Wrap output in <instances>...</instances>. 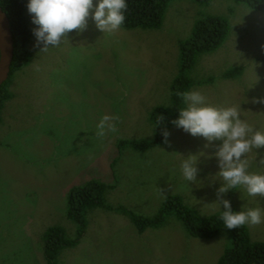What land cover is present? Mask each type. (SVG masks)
Listing matches in <instances>:
<instances>
[{"label":"rangeland","instance_id":"1","mask_svg":"<svg viewBox=\"0 0 264 264\" xmlns=\"http://www.w3.org/2000/svg\"><path fill=\"white\" fill-rule=\"evenodd\" d=\"M28 3V0H26ZM98 0H93L95 6ZM227 17L230 30L214 52L199 56L191 70L202 79L205 103L236 107L240 119L264 133V12L233 0H169L156 29L102 32L91 13L83 31L73 30L57 46L41 51L33 36L31 58L15 71L13 93L0 121V264H47L43 234L59 225L72 239L77 225L67 216L68 189L91 178L113 185L105 194L112 206L153 215L177 193L202 216L223 210L217 201L216 147L172 126L165 141L146 149L119 150L121 138H152L151 109L170 99L178 70V43L200 16ZM31 26V15L25 11ZM240 74L224 77L230 68ZM188 105L186 104V107ZM115 115L116 132L97 136L103 115ZM195 155L196 181H187L182 163ZM249 173L264 175V146L246 155ZM238 211L260 208L262 222L247 227L264 241V196L243 186L223 194ZM86 227L75 245L60 248L57 264H215L230 245L229 232L201 239L190 236L175 215L162 226L139 233L121 212L99 206L85 212Z\"/></svg>","mask_w":264,"mask_h":264},{"label":"trees","instance_id":"2","mask_svg":"<svg viewBox=\"0 0 264 264\" xmlns=\"http://www.w3.org/2000/svg\"><path fill=\"white\" fill-rule=\"evenodd\" d=\"M201 4H208L209 0H193ZM251 9L264 12V0H233ZM169 0H126L127 10L121 27L156 29L162 25ZM26 0H0V6L6 12L12 31L14 53L8 78L0 87V121L5 103L12 98L10 91L12 76L15 71L25 66L31 58L28 44L34 36L33 29L26 18ZM230 24L225 16L207 14L198 17L192 25L187 38L178 43V70L170 88V99L167 103L155 105L149 119L154 126L152 138L127 139L121 138L117 142L119 150L126 147L146 149L162 144L165 141L163 132L175 126L171 121L179 116V110L186 108V103L178 93L188 92L193 85H199L202 79H194L191 70L200 55L214 52L226 40ZM241 67H232L225 71L224 77L240 74ZM164 120L158 123V116ZM113 185L98 178H91L81 184L68 189L67 216L77 225L76 235L70 239L64 229L59 226L49 227L43 234V253L47 264H57L55 255L60 248L75 245L86 227L85 212L91 207H102L121 212L135 226L139 233L147 228H157L163 225L166 218L173 214L181 222L186 232L195 238L210 239L219 235L222 229L229 232L230 245L226 246L218 256L215 264H264V241L253 240L247 225L229 230L224 227L223 210L202 216L198 211L186 204L181 195L169 194L153 215H141L124 205L112 206L106 201L105 194ZM233 211H236L231 206Z\"/></svg>","mask_w":264,"mask_h":264},{"label":"clouds","instance_id":"3","mask_svg":"<svg viewBox=\"0 0 264 264\" xmlns=\"http://www.w3.org/2000/svg\"><path fill=\"white\" fill-rule=\"evenodd\" d=\"M27 10L36 25L32 31L36 45L47 51L49 46H57L62 38L73 30L80 32L87 26V18L91 13L96 27L102 32L117 30L124 22V12L127 10L126 0H28ZM182 96L186 108L179 110V116L171 122L190 133L192 136L205 138L209 143L222 141L216 147L215 156L219 167V177L222 179L217 189V201L223 205L222 220L229 230L237 229L245 224L250 226L262 222L260 208L247 211H233L230 201L223 194L230 189L243 186L250 196H264V175L249 173V161L246 155L254 149L264 146V133L255 130L242 121L236 107L217 108L205 103V97L198 91L178 93ZM253 102L264 103V99H254ZM118 116L105 114L97 124V136L103 137L105 130L116 132L115 121ZM164 117L158 116V123ZM167 130L163 132L165 143H168ZM197 157L191 155L182 163V173L187 181H196L199 169L195 166ZM264 164V159H261Z\"/></svg>","mask_w":264,"mask_h":264},{"label":"water","instance_id":"4","mask_svg":"<svg viewBox=\"0 0 264 264\" xmlns=\"http://www.w3.org/2000/svg\"><path fill=\"white\" fill-rule=\"evenodd\" d=\"M14 46L10 21L0 6V87L8 78L13 58Z\"/></svg>","mask_w":264,"mask_h":264}]
</instances>
